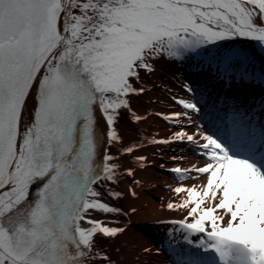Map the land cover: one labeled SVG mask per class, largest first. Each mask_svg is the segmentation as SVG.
Wrapping results in <instances>:
<instances>
[{"label": "snow or ice", "instance_id": "obj_1", "mask_svg": "<svg viewBox=\"0 0 264 264\" xmlns=\"http://www.w3.org/2000/svg\"><path fill=\"white\" fill-rule=\"evenodd\" d=\"M236 40L264 50V0H0V264H116L97 239H118L127 225L92 218L120 212L93 187L117 183V157L105 150L97 162L100 145L121 143V110L133 123L152 115L137 114L131 98L150 91L143 80L157 62H180L207 45ZM233 58L251 62L239 50ZM248 79L242 74L240 86ZM259 81L264 87V74ZM173 100L185 111L163 119L193 124L198 103ZM177 142L195 145L203 160L167 169L198 183L171 189L177 201L166 207L184 215L160 223L179 225L188 244L217 258L189 254L177 264H264V135L249 140L243 154L202 129L149 141ZM146 160L133 156L140 168Z\"/></svg>", "mask_w": 264, "mask_h": 264}, {"label": "bare ground", "instance_id": "obj_2", "mask_svg": "<svg viewBox=\"0 0 264 264\" xmlns=\"http://www.w3.org/2000/svg\"><path fill=\"white\" fill-rule=\"evenodd\" d=\"M220 44L224 47L236 46L251 58V62L235 58L229 60L232 53L230 49L226 59L229 60L226 61L228 66L224 60L220 64L217 56L210 54L212 51L209 45L198 49L196 53L188 54L180 62L160 60L156 63L155 73L145 76L143 80L150 91L131 98V107L137 114L152 115L146 120L133 123L127 111L121 110L116 124L121 143L105 142L98 149L97 162L103 163V153L107 150L117 157L112 163L119 165L117 183L102 181L93 187L102 193L103 202L118 208L120 212H92V218L104 221L106 226H116L112 221H118L121 226L127 225L126 232L118 239H97L98 248L110 255L116 264H177L179 260L187 259L189 254L217 259L214 253H205L203 249L196 248L195 243L188 244L185 240L186 233L179 225L160 223L162 220L180 219L184 215L182 210L167 209L168 202L177 201L176 194L171 189L182 184L188 186L198 183L190 179L181 181L176 173L167 169L200 165L203 160L198 155L200 149L187 143L154 145L149 141L170 137L178 129L190 133L202 129L205 134L227 144L237 145L242 154L249 140L255 137L258 142L264 135V109L260 105V101L264 99V87L259 86V76L264 74V50L258 43L240 40L220 41L217 46ZM245 73L249 78L248 83L240 86L241 76ZM185 83L195 91L186 92L183 88ZM173 97L198 103L201 111L191 113L193 124L181 127L163 119V115L185 111L174 102ZM156 113L162 115L157 116ZM96 115L98 129L105 133L106 141V123L99 112ZM241 132L246 135H240ZM131 145L137 146L136 151L131 155H121L122 148ZM133 156L146 157V166L140 168L138 162L133 161ZM172 156L182 159L172 160ZM161 163L165 165L164 169L160 168ZM129 168L134 172L132 177L126 174ZM134 181H139V184ZM129 189L135 191V197ZM109 190L120 192L121 196L109 197ZM147 222H154L155 225L147 227L143 224ZM191 239L196 242L198 237L193 236ZM145 247L152 249L151 254L143 252Z\"/></svg>", "mask_w": 264, "mask_h": 264}, {"label": "rangeland", "instance_id": "obj_3", "mask_svg": "<svg viewBox=\"0 0 264 264\" xmlns=\"http://www.w3.org/2000/svg\"><path fill=\"white\" fill-rule=\"evenodd\" d=\"M209 47H211V51L213 52V55L217 56V58L220 60V64L222 63V60L229 61L226 59H227V54L230 53V49H231V51H233V50L241 51L236 46L224 47L221 44H220V46H217V44L216 45H209ZM210 54H212V53H210ZM227 66H228V62H227ZM143 224L147 227H153L155 225L154 222H147V223H143ZM110 241H113V240H110Z\"/></svg>", "mask_w": 264, "mask_h": 264}, {"label": "water", "instance_id": "obj_4", "mask_svg": "<svg viewBox=\"0 0 264 264\" xmlns=\"http://www.w3.org/2000/svg\"><path fill=\"white\" fill-rule=\"evenodd\" d=\"M212 54H213V52H212ZM223 61V60H222ZM225 63L227 64V62L225 61ZM229 64V63H228Z\"/></svg>", "mask_w": 264, "mask_h": 264}]
</instances>
